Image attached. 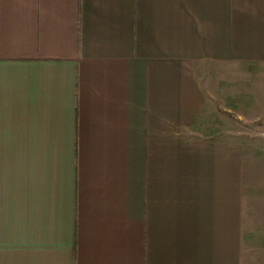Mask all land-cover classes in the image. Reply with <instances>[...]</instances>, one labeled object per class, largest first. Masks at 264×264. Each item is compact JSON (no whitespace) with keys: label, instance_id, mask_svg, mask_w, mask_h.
<instances>
[{"label":"crops","instance_id":"0c3cea01","mask_svg":"<svg viewBox=\"0 0 264 264\" xmlns=\"http://www.w3.org/2000/svg\"><path fill=\"white\" fill-rule=\"evenodd\" d=\"M260 79L264 0H0V264H264Z\"/></svg>","mask_w":264,"mask_h":264},{"label":"rangeland","instance_id":"374dc122","mask_svg":"<svg viewBox=\"0 0 264 264\" xmlns=\"http://www.w3.org/2000/svg\"><path fill=\"white\" fill-rule=\"evenodd\" d=\"M259 87H260V96H259V98H260V104H262V106L260 105V108L262 107V109H263L264 108V89H262V88H264V81H262V79H260ZM256 123L258 125H260V126L264 124V122L261 119L258 120ZM262 132H264V129H262V127L261 128H258V133L260 135H263L264 134Z\"/></svg>","mask_w":264,"mask_h":264}]
</instances>
